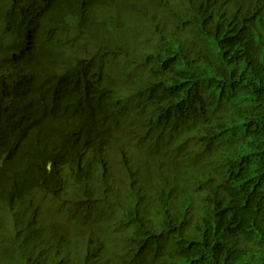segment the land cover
<instances>
[{"label":"trees","instance_id":"1","mask_svg":"<svg viewBox=\"0 0 264 264\" xmlns=\"http://www.w3.org/2000/svg\"><path fill=\"white\" fill-rule=\"evenodd\" d=\"M0 264H264V0H0Z\"/></svg>","mask_w":264,"mask_h":264}]
</instances>
